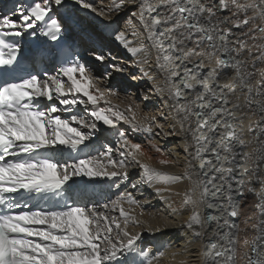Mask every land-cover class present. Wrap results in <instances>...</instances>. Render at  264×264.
Wrapping results in <instances>:
<instances>
[{
    "label": "snow or ice",
    "instance_id": "6c2138e0",
    "mask_svg": "<svg viewBox=\"0 0 264 264\" xmlns=\"http://www.w3.org/2000/svg\"><path fill=\"white\" fill-rule=\"evenodd\" d=\"M67 3L32 0L0 14V264H188L186 249L162 246L153 252L141 245L144 231L161 228H152L146 219L151 214L132 192L107 203L91 201L100 194L95 182L111 181L107 188L119 189L129 179V165L140 169L143 182L173 213L171 198L179 197L189 213L184 227L193 237H208L200 264H237V255L242 264H264V0H112L107 11L89 0H71L99 17L136 5L132 16L148 45L129 38H138L131 21L115 41L139 57L137 65H148L155 54L164 74L155 92L175 105L180 131L197 117L196 127L188 129L192 144L183 147L186 153L195 147L199 171H190L189 161L182 174L165 171L174 162L152 140L155 129L157 135L177 134L164 130L163 114H142L134 100L123 108L114 103L120 93L106 86L112 72L97 76L61 42L78 27L84 31L77 9ZM222 11L231 15L221 17ZM37 33L44 40L31 43L26 58L33 68L46 65L52 72L30 71L22 63V41ZM91 54L105 64L104 54ZM141 72L153 80L144 67ZM79 106L83 114L75 111ZM121 124L146 134L160 156L158 166ZM100 126L112 130L115 148L91 145ZM185 181L182 192L174 190ZM246 194L255 196L249 206L254 211L241 227L237 220L247 209L236 197ZM248 219L255 221L251 233Z\"/></svg>",
    "mask_w": 264,
    "mask_h": 264
},
{
    "label": "bare ground",
    "instance_id": "6f19581e",
    "mask_svg": "<svg viewBox=\"0 0 264 264\" xmlns=\"http://www.w3.org/2000/svg\"><path fill=\"white\" fill-rule=\"evenodd\" d=\"M90 3H93L95 6L104 7L105 11H107L108 6L111 4L112 0H109V3H104V0H89ZM65 7H71L73 9H77V12L80 14H83L86 25H88L91 30L98 31L100 29L102 34H104L107 38L111 39L115 45L119 47V49L122 51L123 54L126 55V57H129L130 59V65L131 69H133V73L135 75V79L133 80V86L134 87H140L142 84L144 87H149L146 91L147 95H144L142 99H144V102H153L155 103L154 106L157 107L159 110V113H162L161 116L162 119L165 121L166 128L164 129L167 132L171 133H177L173 135L164 136L161 135L160 141L156 139V135L152 134V140L159 146L166 154L167 158L172 160L174 162V166L169 167L165 169V171H169L174 174H182L185 170L186 165H188V162L191 161L190 171L196 172L199 171V161L192 159V154L195 152V147L192 146L189 148V152L184 151V143L188 142L190 145L192 144V137L190 132L188 131L189 128L194 129L196 127V120L197 117L195 115L190 117V120L184 124V131H180V125L176 123L174 119V108L175 105L172 101H169L167 99L166 94H157L155 92V85L160 84L162 85L163 80V73L156 67L155 64V54L152 53L149 56L150 63L148 65H137L136 60L139 59L133 58L126 49H124L121 45H119L115 41V34L119 31L124 30L128 26V21L132 22V25L135 27L138 38H133L129 36L130 39H135L136 43L139 44L143 42L145 45H148L147 40L145 39L146 34L143 31V27L139 24V21L132 16V13L136 11V5L134 4H128L125 7H123L119 11H113L108 13V16L106 17H99L95 16L93 13H86L83 10H79L77 6L71 4V0H68V3ZM55 8V6H54ZM61 11H64L62 9ZM127 15V16H126ZM219 16H230L231 13L228 11H222L218 13ZM248 15H251V12L248 13ZM125 16V18H123ZM121 19V22H119ZM256 24H260V20L257 19L255 21ZM84 25V24H83ZM94 27V28H93ZM84 31H80V27L76 28L75 30L79 34L86 33L87 29L83 27ZM88 30V31H91ZM233 31L236 33V36H239V30L233 29ZM247 31V29H245ZM94 32V31H93ZM94 35V34H93ZM236 37L234 36L233 39ZM91 40V39H90ZM251 44V41H249ZM89 45L90 42H89ZM85 46V45H84ZM93 46V45H92ZM96 46V45H95ZM191 46V44H189ZM87 47V46H86ZM90 47V46H88ZM109 57L108 59H110ZM88 66L90 68L94 67L93 70L97 69L95 65H92L96 61L93 59H87ZM101 67H104V65H100ZM141 67H144L146 71H148L152 77L153 80H149L147 77L143 75L141 72ZM116 73V72H114ZM124 75V74H123ZM228 75H231V72L228 73ZM227 82V77H224L221 79V83ZM142 85V86H143ZM122 90L119 91V99L124 100L125 103H129L130 101H140L138 100V96L135 95V93H126L124 90V86H120ZM237 94H239V89L237 90ZM143 95V92H142ZM145 96L148 97V99H145ZM192 97H189L191 99ZM140 99V98H139ZM121 102V101H120ZM142 102V101H141ZM183 103V101H181ZM125 103H119L120 106L123 108L126 104ZM214 104H219V102H214ZM141 113H147L149 115H156L157 113H152V110H148L147 105H145L143 102L139 103ZM157 110V111H158ZM195 111H200L199 109H195ZM247 123V120L245 121ZM101 129H105L103 126H100ZM119 128L126 132V135L129 139H131L133 142H136L134 140L133 134H140L141 140L137 143H141L145 149L148 151V153L153 157L152 163L156 165V161L160 158L159 154L156 153L154 150L151 149L149 140L146 137V134L134 132L130 127H128L125 124L119 125ZM205 159H208L209 157L206 155L204 157ZM158 166V165H156ZM129 179L126 181L127 185L125 184L122 186L121 189L117 190L116 197L123 192V190H127L128 192H132L136 199L139 200L143 206L146 214H151V216L146 215V219L150 221V224L152 228L160 227L161 231L159 232H153L149 233L147 231H144L142 233V240L141 245L145 248L151 249L153 252H155L158 248L167 247L170 250H177V249H186V252L183 259L188 261V264H200V257L199 252L202 249V247L206 246L208 243V237L205 236L203 239L201 238H195L192 236L191 232H189L183 224V221L188 216V211L183 209L179 204V197H172L171 199L174 201V207L177 209L175 213H173L172 209L167 206L165 203V199L156 195V189L155 187L149 186L147 183H144V189L141 187V184L139 183L142 180L140 169L137 166L130 165L127 169ZM135 174V176L138 178L135 181H132L130 178L131 175ZM132 181V182H131ZM132 184H136V188L133 189L131 187ZM187 182H183L178 185H174L173 188L175 191L182 192L187 187ZM257 188H259V185H256ZM167 194H165L166 196ZM236 199L240 201L243 206L247 209V211L241 215L239 220H237V223L241 225V227H246L244 221L247 217H250L252 212L254 211L253 208L249 207L252 205L255 201V196L252 194H246L243 197L237 196ZM207 214H216L214 213V210L212 209H206ZM152 216L155 218L153 219ZM255 221L252 219L247 220V231L251 233L250 225L254 223ZM214 227V226H213ZM213 228L208 229V233L210 234ZM237 264H242V261L239 260V256L237 255Z\"/></svg>",
    "mask_w": 264,
    "mask_h": 264
},
{
    "label": "rangeland",
    "instance_id": "374dc122",
    "mask_svg": "<svg viewBox=\"0 0 264 264\" xmlns=\"http://www.w3.org/2000/svg\"><path fill=\"white\" fill-rule=\"evenodd\" d=\"M104 3L108 4L109 0H104ZM123 18H125V16ZM76 19H79V20L83 21L84 25L82 24L81 27L82 28L85 27L87 29L86 33L84 32V35H87L90 39L93 38V36H95V38H93V40L91 39L92 41L90 42V44L93 43L92 44L93 46L96 45L95 46L96 48L92 47V51L95 52V53H102L106 57V62L104 64V67H101L98 62H95V63L92 64V65H95L96 68H97V69L93 70L94 67H92L93 72L97 76H102L104 74V72H106V71L107 72H112V78H111L110 81H108L106 86L114 87L118 91H120V90H122V88L120 86L123 85L124 86V90H125L126 93L127 92L128 93H135V95L138 96V100H140V101H137V103H142L143 102L145 105H147L146 109H148L149 111L154 109L156 113L157 112L159 113V110L157 109V107L154 106L155 103H153L152 101L151 102H144L145 100L142 99L144 95H147L146 91H147V89L149 87H144L143 84H142L143 86L141 85L140 87L139 86L138 87L137 86L136 87L133 86V84H134L133 80L135 79V75L133 73V69H131L129 57H126V55L122 53V51L119 49V47L117 45H115V43H113L111 41V39L107 38L104 34H102V32H101L102 29H100L98 31H95V28L93 27L94 30H91L92 28H90L88 26L90 24L86 25L87 23H86V20H85L83 14L78 13V15L76 16ZM119 22H121V19H120ZM88 30H91V31H88ZM98 47H101L102 51L98 50ZM109 57H111L112 59L110 58L111 60H109L108 59ZM92 58L95 61L94 56ZM87 59L91 60V57H88ZM110 64H115V65L123 68L124 71L123 72H119V73H117V72L114 73L113 69L108 67V65H110ZM142 92H143V95H142ZM124 100H121V98L120 99L119 98H114L113 102L121 104V103H125L126 100L125 101ZM154 110H152V113L154 112ZM155 112H154V114H155ZM160 122L163 123V124H166L165 121L162 119V117H160ZM165 128H166V125H165ZM157 132H159V130L155 129L154 132H153V135H156V139L158 141H160L162 133L157 135ZM132 136L134 137V140L136 142H139L141 140V135L140 134H135V135L133 134ZM130 178L132 179V181H135L136 179H138L135 176V174L131 175ZM140 184H141V187L144 189V187H145L144 186V182L141 181L139 183V185ZM125 191H127V190H123V192H125Z\"/></svg>",
    "mask_w": 264,
    "mask_h": 264
}]
</instances>
